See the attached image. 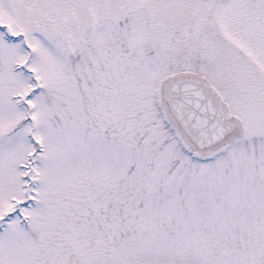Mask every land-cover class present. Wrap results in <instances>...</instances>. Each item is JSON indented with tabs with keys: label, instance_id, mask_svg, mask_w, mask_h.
Instances as JSON below:
<instances>
[{
	"label": "snow or ice",
	"instance_id": "obj_1",
	"mask_svg": "<svg viewBox=\"0 0 264 264\" xmlns=\"http://www.w3.org/2000/svg\"><path fill=\"white\" fill-rule=\"evenodd\" d=\"M0 264H264V0H0Z\"/></svg>",
	"mask_w": 264,
	"mask_h": 264
}]
</instances>
